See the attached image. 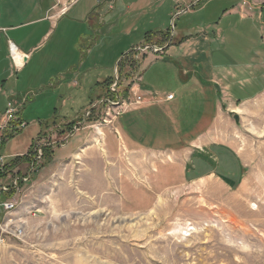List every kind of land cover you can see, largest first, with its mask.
<instances>
[{"label":"rangeland","instance_id":"obj_1","mask_svg":"<svg viewBox=\"0 0 264 264\" xmlns=\"http://www.w3.org/2000/svg\"><path fill=\"white\" fill-rule=\"evenodd\" d=\"M104 1L107 0L99 2ZM172 1L160 5L152 2L150 7L145 3L138 8L143 16L137 26L145 25L146 29L154 31L166 29V33H171V42L175 28L217 22L220 17L217 13L226 5L210 4L202 11L196 8L198 12L193 11V14H180L183 4ZM246 1H241L242 6ZM123 7L117 8L111 24L120 26L118 18L123 20V27L132 21L133 13L126 12L125 4ZM15 8L21 10L16 23L28 20L29 0L19 4L0 0V26L11 24L7 16ZM150 21L153 25H149ZM241 24L240 32L234 35L237 38L231 39L233 45H224L222 41V52L229 54L239 49L246 52L255 47L263 53L264 30L249 28L250 22ZM24 34L18 33L19 38L24 39ZM39 38L33 41L36 43ZM153 42L146 41L147 44L139 47L143 49L137 48L129 58L139 65L142 54L162 52L153 49L158 48ZM55 45L53 36L37 47L34 59L22 72L14 73L15 70H8L12 64L8 50L0 43V83L8 75L12 76V82H18L15 91L21 96L9 102L19 109L18 115L27 124L19 134L0 145V156L5 157L6 163L14 164L15 158L11 156L26 154L31 145L30 153L37 155L31 165L22 161L14 169L6 168L4 178L0 179V186H6L5 190L0 189V212L5 204L16 203L17 210L5 220H14L11 229L20 227L23 233L18 238L2 235L5 242L0 243V264H264V94L238 106L237 114L232 110L224 112L225 139L241 156L245 168L240 186L229 190L217 178L202 181L190 177L183 181L180 176L173 178L178 175L175 160L173 157L165 160L162 155L159 161L152 155L139 159L144 169L143 173L138 172L139 177L135 175L137 167L128 156L122 154L115 161L107 156L109 150L102 143V134L111 132L117 136L113 127L117 116L107 109H98L95 104L92 106L94 114L90 115L93 121L87 122L88 116H84L85 123L80 125V118L76 120L79 125L67 131L69 142L64 149L65 140L55 134L58 130L52 138L37 139L40 131L45 133L83 115L79 112L94 97L98 76L113 78V89L117 92L125 83L122 71L128 74L131 70L130 63L122 71L117 64H111L121 48V44L112 40L109 48L96 49L87 60L86 66H94L95 71L86 80L85 93L71 92L69 95L66 90L55 91L46 84L40 85L49 74L60 69V53L55 56ZM236 56H240V61L246 60L241 55ZM111 65V73H104L105 76L99 73ZM148 65L144 62V67ZM83 70L84 67L81 72ZM152 70V93L161 95L177 89L165 66ZM61 96L69 98L65 107L59 105ZM6 104L7 100L0 95V115ZM235 114L239 117L237 124ZM45 146H51L53 151L48 163L41 159L43 150L40 157L36 153ZM155 164L162 169L171 164L168 170L172 168V178L154 181L157 177ZM122 170L130 178L120 175ZM119 178L126 183V195L132 193L135 198H126L124 192L119 191L116 186ZM15 180L14 189L11 185Z\"/></svg>","mask_w":264,"mask_h":264},{"label":"crops","instance_id":"obj_2","mask_svg":"<svg viewBox=\"0 0 264 264\" xmlns=\"http://www.w3.org/2000/svg\"><path fill=\"white\" fill-rule=\"evenodd\" d=\"M23 1L28 0H9V2L18 4ZM29 1L31 8L26 13L29 16L28 20L16 23L21 10L18 8L11 10L7 16L11 18V24L0 26V43L7 50L9 42L19 45V48L15 46L27 56L24 64L18 68L11 60L12 64L8 70H15L14 73H18V71L22 72L34 59L37 47L55 36V56L60 53V69L49 74V77L40 84L54 88L55 91L66 90L69 95L71 92L85 93L86 80L95 71L94 66H86L87 60L92 57L96 49L109 48L112 40L118 45L121 44L120 51L111 63L117 64V67L137 48L147 44L146 41H154L153 45L158 47L155 49L162 50V52L151 51L149 54H142L139 67L134 73H130L131 70H129L130 72L125 76L127 72L122 71L121 78L125 83L119 87L122 96L119 105L120 115L113 122L117 136L111 132L101 133L104 138L102 143L109 150L107 156L111 161L123 155L128 156V160L133 161V165L137 167L135 175L141 177L138 172L141 174L144 169L140 160L145 158V155H152L158 161L159 155L164 156L165 160L173 157L176 174H178L173 178L180 176L182 181L187 177L192 180L199 178L198 181L217 178L229 190L231 187L240 186L244 180L245 168L241 156L225 139L224 112L232 110L237 114V109L242 104L245 105L263 96L264 52L261 53L255 47H250L246 52L239 49L237 52L225 54L220 44L223 41L224 45H233L231 39L237 38L234 35L240 32L243 22H250L249 28L264 30L262 21L264 0H247L245 6H242V0H206L205 3L204 0L201 2L177 0L184 7L180 14H193V11H197L194 9L202 8L200 10L202 11L210 4L218 3L219 7L223 6L222 3L226 5L221 13H217L220 16L217 22L208 21L202 26L175 28V31H172L173 40L171 42L169 40L162 42L160 39L163 38L160 33L166 34V29L154 31V29H146L148 27L145 25L140 27L137 24L143 16L140 13L142 10L138 8L145 3L150 7L152 2L160 5L169 1L173 2L172 0ZM123 4H125L127 13H133L132 21L123 27V20L118 18L120 26L111 24L117 8L123 9ZM131 9L133 11L129 12ZM136 9L137 11H134ZM151 21L149 25H153ZM20 32L25 33L24 39L19 38L18 33ZM38 36H40L39 41L35 43L33 40ZM236 55H241L246 60L240 61V56ZM120 57L122 58L119 59ZM144 62H148L149 65L144 67ZM161 65L172 74L177 89L159 95L151 91L153 87L151 78L152 69ZM83 67L84 70L81 72ZM112 68L111 65L104 69V72L99 73L105 76L104 73H111ZM11 77L8 75L0 83V95L7 100V103L21 96L20 92L15 91V84L18 82H12ZM110 79L111 77L107 76L97 77L95 95L89 99L88 106L82 109L80 114H87L94 104L102 111L106 109V102L109 100H104L106 91L102 83ZM170 95L173 96L171 100L167 99ZM101 98L103 100H100ZM68 100L69 98L61 96L59 98L60 107L67 106ZM91 110L93 112L94 109ZM79 118H81L80 115L72 121L60 123L59 126L45 133L40 131L37 139L41 138L40 140L44 141L52 138V134L58 130L59 132L55 134H60V138L65 140L62 146L64 149L69 142L67 140L69 132L66 127H62L76 122ZM43 135H45L44 138ZM32 147L31 145L27 148L26 154L11 157L28 156ZM169 167L171 164L163 169L159 164H155V176L157 177L154 181L158 178H172V168L169 171ZM120 175L130 178L126 173L123 174V170ZM124 182L122 178L116 182L119 191L124 192L126 198H135V194L126 195L127 188ZM140 190L138 189V192Z\"/></svg>","mask_w":264,"mask_h":264},{"label":"built area","instance_id":"obj_3","mask_svg":"<svg viewBox=\"0 0 264 264\" xmlns=\"http://www.w3.org/2000/svg\"><path fill=\"white\" fill-rule=\"evenodd\" d=\"M98 1H100V0H98ZM13 47H15V46L12 44V42H9V44H8L9 56L16 66L15 59H14ZM141 49H143V48H139L138 50L141 51ZM153 49H155V48H153ZM23 56L27 57L24 54H23ZM113 87H114V85L111 87V90H112L111 92H115V89H113ZM172 98H173V96L170 95V96H168L167 99L171 100ZM116 101L117 100L107 101L106 103L108 104V107H106V109H107L108 113L109 112L110 113H116V116H118V115H120V111H119L120 106L119 105L121 104V102H120V99L118 100V102H116ZM98 104H100V102ZM111 107L112 108L114 107L112 111H111V109H112ZM115 109H117V111H114ZM18 114H19V109L17 107H15L13 104H11V102H8L4 113L0 116V145L5 143L10 136L17 135L26 127L27 124L21 120V118ZM36 153L40 157L41 149L39 148L38 151H36ZM6 166L7 165L5 162V157L0 156V179L4 178L3 176H4V173H5L6 168H7ZM16 183H17L16 180L13 181L11 187H13L15 189ZM4 187H6V186L1 185L0 189L5 190ZM14 204H16V203H14L12 201L5 204L3 206V208H4L3 211L0 212V243L1 244H4V242H5V240H3V238H2V235H7V236H10L12 238H18L23 234L19 230L20 227H18L17 230L11 229L15 225L14 221H10V219L5 220V217H7L10 213H12V206ZM6 221H7V223L4 225V223Z\"/></svg>","mask_w":264,"mask_h":264},{"label":"trees","instance_id":"obj_4","mask_svg":"<svg viewBox=\"0 0 264 264\" xmlns=\"http://www.w3.org/2000/svg\"><path fill=\"white\" fill-rule=\"evenodd\" d=\"M160 35H162L163 36V40L164 41H168L169 39H170V33H166V34H161L160 33ZM149 42V41H148ZM124 61L123 62H121L119 65H118V68L122 71V68L124 69V67L126 66V65H128V63H130L129 64V66H130V69H131V72L132 73H134L133 71H134V69H136L137 68V62L136 61H132V59L131 58H129V56L126 58V59H123ZM127 74H125V76H126ZM115 83V80H113V78H111L110 80H107L106 82H103L102 83V85H105L104 87H105V93H106V95H105V97L106 98H108V99H104V100H109V101H115V100H117V98H116V95L119 97V99L120 98H122V96H121V94H120V92H119V88H117V92H111V91H109L110 89L109 88H111V86L113 85ZM100 100H103V98H101ZM99 100V101H100ZM94 114V112L92 113V111L90 112V114L88 115V118H87V122H91V121H93L91 118H90V115H93ZM84 115L85 114H83L82 116H81V118L79 119V122H82L83 121V117H84ZM78 122L76 121H74V122H72V123H70V124H68L67 125V129H68V131L69 132H71L72 130H73V127L77 124ZM10 137H13V136H10ZM10 137L8 138V139H10ZM33 148V147H32ZM41 150H43V156H42V161L43 162H46V163H48L51 159H52V156L51 155H53V151H52V147L51 146H45V147H43ZM37 159V155H33V153L31 154V153H29V156H18V157H16L15 158V163L14 164H10V163H6V167L8 168V167H10V169H14V168H16L17 167V164H19L20 162H22V161H24V162H27V163H29L30 165L35 161ZM42 162V163H43Z\"/></svg>","mask_w":264,"mask_h":264},{"label":"bare ground","instance_id":"obj_5","mask_svg":"<svg viewBox=\"0 0 264 264\" xmlns=\"http://www.w3.org/2000/svg\"><path fill=\"white\" fill-rule=\"evenodd\" d=\"M13 50H14V59H15L16 66L17 67H20V66L23 65L24 61H26V57L23 56V54L17 49L16 46L13 47ZM16 207H17L16 204H14L12 206V213H11V215H13L14 211L16 210ZM10 221H14V220L10 219Z\"/></svg>","mask_w":264,"mask_h":264},{"label":"water","instance_id":"obj_6","mask_svg":"<svg viewBox=\"0 0 264 264\" xmlns=\"http://www.w3.org/2000/svg\"><path fill=\"white\" fill-rule=\"evenodd\" d=\"M116 98H117V100H119V99H118V98H119L118 96H117ZM92 108H93V107H92ZM92 108H91V109H92ZM91 109L88 111V113L86 114V116H88L89 113L92 111ZM234 120H235L236 123L239 122V119H238L237 116H234ZM82 123H85V120H84V119H83Z\"/></svg>","mask_w":264,"mask_h":264}]
</instances>
